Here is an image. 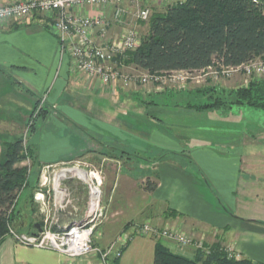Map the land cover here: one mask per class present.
Segmentation results:
<instances>
[{
    "label": "crops",
    "instance_id": "1",
    "mask_svg": "<svg viewBox=\"0 0 264 264\" xmlns=\"http://www.w3.org/2000/svg\"><path fill=\"white\" fill-rule=\"evenodd\" d=\"M15 1L21 0H0V5ZM170 3L152 2L151 11H161ZM126 5L124 22L141 32V21ZM83 11L91 16H111L110 8L89 7ZM51 20L52 14L40 13L30 22L0 21V101L25 104L23 110L28 115L23 117L24 122L37 100L32 104L22 101L21 97L27 95L14 88H39L41 82L29 78L30 70L56 60L60 48ZM121 28L118 21L111 22L106 37L119 36ZM64 62L60 53L58 74L45 97L48 107L44 106L46 111L41 116L49 120L54 118L52 113L60 114L57 102L61 98L69 100L82 86L94 94L89 96L111 103L110 109L105 106L90 111L85 123L64 111L60 117L67 124L57 122L54 132L41 136L39 142L28 143L40 164L80 158L101 165L106 218L94 242L104 246L128 224L149 222L203 237L210 245L232 244L241 257L264 264V159L251 158L257 150L252 144L257 143L256 134L262 136V130L256 129L253 134L250 124L264 112H253L240 104L197 108L202 102L196 98L191 101L190 97L209 94L211 91L204 89L211 80L163 90L151 84L109 85L79 72L71 74ZM15 125L16 131L9 132L17 137L24 124ZM147 178L157 184L152 191L144 189ZM72 189L71 211L80 212L85 189L76 182ZM21 227L22 231L32 230L28 225ZM156 242L173 253L194 256L192 247L181 248L167 239L135 234L116 264H153ZM0 264L97 263L92 256L72 258L52 249L18 244L5 235L0 242Z\"/></svg>",
    "mask_w": 264,
    "mask_h": 264
},
{
    "label": "built area",
    "instance_id": "2",
    "mask_svg": "<svg viewBox=\"0 0 264 264\" xmlns=\"http://www.w3.org/2000/svg\"><path fill=\"white\" fill-rule=\"evenodd\" d=\"M156 1L21 0L0 5V21L14 19L30 22L36 14H52L51 27L58 38L60 53L69 54L74 73L99 78L103 84H151L155 85L156 90L166 87L181 89L190 80L199 83L198 74L209 75L219 81L237 73L247 78L244 84L252 78L264 80V52L238 65L215 62L198 70L176 69L161 73H131L123 70L122 58L125 53L139 44V32L123 20L127 13L126 2L133 9L135 18L144 21L150 15L151 3ZM170 1L174 3L185 0ZM89 7L110 8L111 16L84 13V8ZM113 21L122 24L121 32L119 36L108 38L106 32ZM94 30L96 36H93ZM42 100H45L44 97ZM74 182L82 184L85 189L84 207L80 212L71 211ZM102 186V170L83 159L41 164L37 188L32 194V200L43 216L40 230L19 231L12 224H7L6 235L18 244L52 249L72 258L92 256L97 264H116L125 245L135 234L167 239L181 248L192 247L194 251H210L203 237L195 238L179 229L159 227L149 222L128 224L106 245L96 244L94 233L106 218ZM76 216H80L79 220H75ZM61 217L64 218L63 223H60ZM223 251L228 258H241L232 244H226Z\"/></svg>",
    "mask_w": 264,
    "mask_h": 264
},
{
    "label": "trees",
    "instance_id": "3",
    "mask_svg": "<svg viewBox=\"0 0 264 264\" xmlns=\"http://www.w3.org/2000/svg\"><path fill=\"white\" fill-rule=\"evenodd\" d=\"M139 44L128 50L123 63L151 73L176 69L198 70L215 62L238 65L264 52L263 0H185L166 5L150 12L147 20H140ZM213 88L205 89L208 92ZM228 97H213L197 108L247 105L264 110V80L250 79L227 92ZM37 107H39L37 111ZM45 107L36 101L33 114L43 115ZM28 128L33 123L28 122ZM0 242L7 232V224L22 231L23 224L16 210L20 192L37 183L39 167L30 144L23 135L12 140L0 136ZM28 161L27 164L22 162ZM33 168V169H32ZM35 177V179H33ZM156 182L146 179L144 189L152 191ZM32 193L29 200L32 201ZM33 223L30 224L32 226ZM153 264H258L248 258H228L220 244L211 245L210 251H195L187 257L169 251L156 242Z\"/></svg>",
    "mask_w": 264,
    "mask_h": 264
},
{
    "label": "rangeland",
    "instance_id": "4",
    "mask_svg": "<svg viewBox=\"0 0 264 264\" xmlns=\"http://www.w3.org/2000/svg\"><path fill=\"white\" fill-rule=\"evenodd\" d=\"M54 36V35H53ZM59 58H60V51L58 49L57 51V58L56 60L52 61H47L45 63L42 64V66L40 65H36L33 66V70H30V77L32 79H35L37 82H41V86L39 85V88L34 89L30 87V91H27L24 88L21 87V85H19V88H14L15 92H17L18 90L16 89H22L23 92L27 95L26 97H21L22 101H28V103H33L35 100L41 102V104H43L44 106L48 105L46 104L47 102L42 100V98L47 97L48 93L50 92L49 89L52 86L53 82H54V78L55 76L58 74V69H59ZM64 65L66 66V68L68 70H70V73H74V71H72V62L71 59L68 55L67 52H64ZM40 68V69H39ZM123 70L131 72V73H139L142 72L139 69H136L135 67H133L132 65L126 64L124 63V67H122ZM198 78L200 80L199 83H196L195 80H190L189 83H194V84H201V83H207L209 80H211V83L213 85H209L208 87H206L205 89H209V88H213V90H209L211 92H209L211 95H213V97H218L221 96L222 98H225L226 96L228 97L227 93L225 94H221V90H223L224 92H227L230 89H233L241 84L244 85V80L247 79L244 75L237 73L234 74L233 76L226 78V80L221 79L219 81L213 80L212 78L209 77V75H203V74H198ZM230 81V82H228ZM233 82V83H232ZM232 83V84H231ZM247 84V83H246ZM45 85V86H44ZM131 85V84H130ZM128 85V86H130ZM233 86V87H230ZM48 87V88H47ZM204 89V90H205ZM222 91V92H223ZM89 95L94 96V94H89L87 93V91L83 88V86L81 88H76V93L71 95L72 98H70L69 100L66 98H61L57 104L59 105V113L60 114H55L52 113L54 118L51 119H44V117H42L39 114H33L32 118L30 119L29 116H27V119L24 122L23 117L25 115H28L26 113H28L26 110H23L26 105L22 104V106H19L18 102H4V101H0V133L4 136V138L6 137L8 140L13 139L12 134L9 131H16V125H23L22 128V133H20L21 135L24 136V138L26 137V140L31 143V142H39L40 141V137L44 136L46 133L49 132H54V129H57V122L60 123H64L67 124L66 121L64 122L61 119V115H63V112L66 111V113L70 114L72 117H76V119L79 121V123H85L87 116L91 115L90 111H99L105 108V106H108V108L110 109V105L109 104H105L104 102L100 101L98 98H94L91 97ZM209 94H197V95H192L190 97L191 101H194V99L196 98L197 101L200 102H207V101H211L212 99H210V97H208ZM15 97V96H13ZM10 99H14V98H10ZM253 112H256L255 110L259 111V112H264V110H260V109H255L252 108ZM21 110V112H20ZM123 110V109H122ZM234 110V108H233ZM9 117H15L14 119L8 118ZM251 127L254 129L253 134L255 133L256 129H261L262 130V136L259 134H256L257 136V143H253L252 147H254V149L256 148L257 150H254L252 152L251 158L252 161L255 160H259L261 161L262 159H264V115L259 116L258 119H252ZM13 122L15 124H13ZM28 122H32L33 123V127L31 129L28 128L27 124ZM258 124H257V123ZM12 127H11V126ZM259 127V128H258ZM4 133H8L7 135ZM18 133V132H17ZM0 134V136H1ZM260 152L262 153V155L260 154ZM261 155V156H259ZM258 163V162H257ZM96 168H100L102 169L101 165H97V164H93ZM257 171H259V165L257 164ZM33 169V168H32ZM262 170H264V168H262ZM103 176V175H102ZM262 178H264V176L261 175ZM35 179V177L33 178ZM38 183V180H37ZM37 183L32 182L31 187H27L25 189H23L20 194L18 195L17 198V203H16V210L19 211L18 217L20 219V223H22L23 225H28L30 226L31 223H33L35 221V223H39L40 227L42 224V212L39 211L38 206L33 202V200H29L30 194L32 193V191H34L37 188ZM258 185V184H257ZM104 184L102 186V201L104 200ZM73 197V196H72ZM73 201H74V197H73ZM72 205V204H71ZM35 219V220H34ZM33 223V225L35 224ZM32 225V226H33ZM31 227V231H36V228H32ZM14 227V226H13ZM34 227V226H33ZM15 228V227H14ZM100 231V229L96 230L94 233V237L97 236V233ZM118 234H115L112 238L114 239ZM7 236V235H6ZM96 240H99L98 238H96ZM220 244V249L223 251V247L226 245L225 242L223 243H218ZM207 246H209V249L211 248V245L206 243ZM224 245V246H222ZM224 252V251H223ZM225 253V252H224ZM62 254V253H61ZM226 255V253H225ZM227 256V255H226ZM242 258V257H241Z\"/></svg>",
    "mask_w": 264,
    "mask_h": 264
},
{
    "label": "water",
    "instance_id": "5",
    "mask_svg": "<svg viewBox=\"0 0 264 264\" xmlns=\"http://www.w3.org/2000/svg\"><path fill=\"white\" fill-rule=\"evenodd\" d=\"M75 218H76L75 220H79L80 216H76ZM63 221H64V218L61 217V219H60V223H63ZM34 227H35L38 231L40 230V225H39V223H35V224H34Z\"/></svg>",
    "mask_w": 264,
    "mask_h": 264
}]
</instances>
